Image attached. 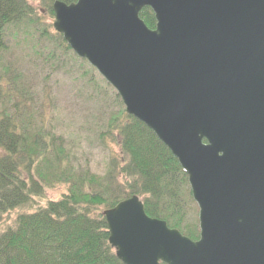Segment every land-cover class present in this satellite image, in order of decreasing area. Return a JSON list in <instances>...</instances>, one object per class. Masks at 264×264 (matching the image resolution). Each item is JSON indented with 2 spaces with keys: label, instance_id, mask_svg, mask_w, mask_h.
Masks as SVG:
<instances>
[{
  "label": "water",
  "instance_id": "obj_1",
  "mask_svg": "<svg viewBox=\"0 0 264 264\" xmlns=\"http://www.w3.org/2000/svg\"><path fill=\"white\" fill-rule=\"evenodd\" d=\"M150 8L149 29L139 13ZM54 31L178 160L199 239L104 210L124 264H264V0L55 1Z\"/></svg>",
  "mask_w": 264,
  "mask_h": 264
},
{
  "label": "trees",
  "instance_id": "obj_2",
  "mask_svg": "<svg viewBox=\"0 0 264 264\" xmlns=\"http://www.w3.org/2000/svg\"><path fill=\"white\" fill-rule=\"evenodd\" d=\"M55 1L69 5L77 0H0V224L14 210L44 199L47 190L67 188L59 199L18 213L0 229V264H124L109 244L102 212L133 196L139 197L147 216L198 240V207L185 171L54 31L50 21ZM139 17L155 28L150 8ZM14 49L26 50L25 58L43 68L72 63L69 68L78 73L72 80H82L85 87L77 92L89 99V127L101 141L109 137L118 145L102 176L74 163L67 138L53 127L46 86L39 102L25 74L7 57Z\"/></svg>",
  "mask_w": 264,
  "mask_h": 264
},
{
  "label": "rangeland",
  "instance_id": "obj_3",
  "mask_svg": "<svg viewBox=\"0 0 264 264\" xmlns=\"http://www.w3.org/2000/svg\"><path fill=\"white\" fill-rule=\"evenodd\" d=\"M34 5L39 6L38 3ZM52 22L53 20L50 24ZM13 53L14 55L7 57L25 74L29 86L39 94V102L42 101V89L46 86L48 92L46 107L54 117L53 127L67 138L73 150L74 163L88 165L94 174L102 176L107 169L109 157L118 154V145L109 137L101 141L89 127L88 118L92 119L89 117V99L77 92L78 89L84 90L85 87L82 80H72L78 75L75 69L69 68L72 63L66 60L65 67L55 64L51 68L48 66L43 68L40 62L31 63L25 58L26 50L14 49ZM22 57L25 60L20 63L18 59H23ZM66 192L67 188L63 185L47 190L44 199L35 200L28 208L16 209L9 213L4 223L0 224V229L10 225L18 213L35 211L48 200H57Z\"/></svg>",
  "mask_w": 264,
  "mask_h": 264
}]
</instances>
